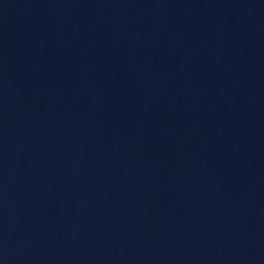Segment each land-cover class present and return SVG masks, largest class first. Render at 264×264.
I'll use <instances>...</instances> for the list:
<instances>
[{
	"label": "water",
	"instance_id": "1",
	"mask_svg": "<svg viewBox=\"0 0 264 264\" xmlns=\"http://www.w3.org/2000/svg\"><path fill=\"white\" fill-rule=\"evenodd\" d=\"M0 264H264V0H0Z\"/></svg>",
	"mask_w": 264,
	"mask_h": 264
}]
</instances>
